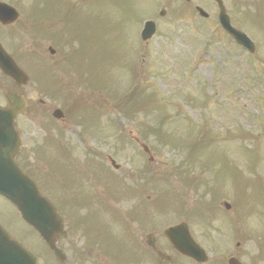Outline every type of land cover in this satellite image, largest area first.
<instances>
[{"label":"rangeland","instance_id":"374dc122","mask_svg":"<svg viewBox=\"0 0 264 264\" xmlns=\"http://www.w3.org/2000/svg\"><path fill=\"white\" fill-rule=\"evenodd\" d=\"M128 1L129 4L125 6L113 5L114 2L110 0H74L77 18L86 21V24H83L86 25L87 36L93 42L88 43L84 50L86 58L84 78L91 85V88L87 89L88 99L85 100L89 110L86 111V115H82L78 124L83 133H89L83 136L75 125L70 131L77 164L79 165L86 156L92 157L93 154H98L100 161H103L100 166L103 178L108 172L105 171L108 167L118 176L126 177L129 185L135 184L139 172L148 173L143 168L147 163V156L128 140V143L122 144L126 149H123L119 142L136 137L138 126L141 127L145 123L151 121L148 125L163 124L165 121V118H161L163 114L159 113L157 108H152V106L159 107L163 103L175 116L170 128V136L181 141V144L187 143L193 148V152L188 155L189 158H193L194 162L196 159L207 162L210 169L215 172L217 184L220 183L223 190L229 188L227 178L233 176L242 179L238 193L242 195L244 204H247L245 193L250 189L256 190L257 197L262 199L264 135L257 134L261 128L259 129L255 122L258 111L261 117L257 122L264 129V96L258 97L260 99L257 101V96L264 87L255 71L259 70L258 74L264 76V66L259 54L256 58L247 60L243 53L230 49L229 42L223 39L218 41L220 37L218 38L217 35L216 9L211 0H190L189 6L181 0ZM16 6L19 7L17 9L20 12L27 8L24 4ZM195 6L206 11L209 19L202 20L193 13ZM226 6L233 9L231 4ZM160 9L165 10L163 17L158 16ZM148 20L156 23L157 33L149 45H141L139 32L143 23ZM24 22L25 19H21V24ZM235 23L238 25L241 23L251 33L253 41L261 43L263 36L255 29L254 23L242 19L239 23L236 21ZM235 27L238 28L236 25ZM11 31L15 33V37L19 35L16 37V42L18 44L17 39H20L22 50L25 46V50H28L27 54L30 57H24V63L26 64L27 61L34 68L37 54L30 53L32 48L29 42L18 33L17 28ZM61 49L64 50L63 47ZM228 50L231 52L229 53ZM134 51L142 71L140 76L137 72L135 77L133 76L136 73V60L135 57L132 59ZM136 51L139 52L137 56ZM37 52H40V48ZM154 73L160 75L156 76ZM183 73L186 75L185 78ZM6 85L7 82L0 78V103H3L1 93ZM193 85L202 86L206 94L203 95L200 88L192 93ZM185 89L186 93L182 96ZM29 91L31 92L27 96L36 105L41 96L36 90L29 89ZM154 91L163 99L161 103L160 99L157 100ZM108 92L117 100V107L122 104L128 109L136 103L150 108L148 111L152 112L151 120L145 119L143 114L133 118L132 116L123 118L122 114L119 115L115 111L112 113L109 109L106 118L104 101L106 104L109 102V107L113 106V97L111 96L109 100L105 98ZM90 100L95 101V107L90 105ZM177 113L180 115L177 116ZM168 120L169 118L165 122L166 126L171 123V118L170 121ZM180 123L181 127H178ZM21 127L27 131L29 141H36V137L40 135L37 125L33 127L23 121ZM143 129L145 128L141 127V131ZM253 130L256 135L253 138L247 137L248 131ZM141 140L148 143L144 144L150 148L154 158L152 166L146 164L152 171H163L167 168L163 171L166 172L173 161L179 162L178 153L166 149L152 150L151 147H155L153 138H141ZM166 143L167 141L159 140L157 145L166 146ZM27 144L30 145L29 142ZM184 151L185 149L181 152ZM107 157L112 158L120 170L114 171L106 161ZM246 164L251 170L255 168L258 171L253 186L245 178ZM82 186L84 187V184ZM153 191L155 190L149 188L146 194H151ZM153 199V195L149 196L145 205H151ZM52 200L51 202L56 206V201ZM194 201L195 199L191 197L189 204ZM180 203L181 200L178 201V204ZM130 204L122 206L125 208ZM257 205H260V202ZM0 224L9 232L21 237L29 250L36 252L41 249L13 208L1 198ZM40 257L42 262L46 261L43 254Z\"/></svg>","mask_w":264,"mask_h":264},{"label":"flooded vegetation","instance_id":"af4514ba","mask_svg":"<svg viewBox=\"0 0 264 264\" xmlns=\"http://www.w3.org/2000/svg\"><path fill=\"white\" fill-rule=\"evenodd\" d=\"M7 28L0 26V31ZM9 83L13 90L23 93L21 87L10 80ZM43 151L52 154L49 147ZM54 154L57 156L50 160L63 161L58 149ZM223 196L218 202L211 200L200 205L195 221H190L185 212L187 232L196 245L195 256L178 254L155 231L143 233L142 229L150 225L143 226L140 220L93 221L85 238L90 250H101L87 253L86 264H264V194L260 205L257 195H251L248 204H242L232 193ZM75 225L74 222L70 226L72 237L82 234ZM149 234L152 236L148 238ZM65 249L72 260L65 259L60 264H76L71 244H65ZM157 251L162 253L161 259L157 258Z\"/></svg>","mask_w":264,"mask_h":264},{"label":"water","instance_id":"95a60500","mask_svg":"<svg viewBox=\"0 0 264 264\" xmlns=\"http://www.w3.org/2000/svg\"><path fill=\"white\" fill-rule=\"evenodd\" d=\"M14 9L0 4V23L9 24L16 20ZM0 71L19 83H25V76L16 68L12 60L0 48ZM7 106L0 108V195L10 201L22 218L32 225L51 246L50 236L57 230L58 222L54 210L40 197L33 184L22 175L14 163L18 147V135L14 131V117L24 111V101L14 93H5ZM16 250L28 264L34 259L11 243L0 229V264H15ZM24 262V263H26Z\"/></svg>","mask_w":264,"mask_h":264}]
</instances>
